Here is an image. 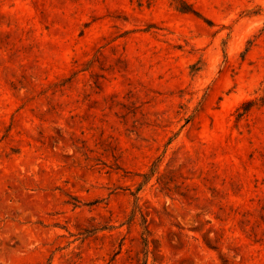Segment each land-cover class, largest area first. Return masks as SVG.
I'll return each mask as SVG.
<instances>
[{"label": "rangeland", "instance_id": "1", "mask_svg": "<svg viewBox=\"0 0 264 264\" xmlns=\"http://www.w3.org/2000/svg\"><path fill=\"white\" fill-rule=\"evenodd\" d=\"M181 1L0 0V264H264V0Z\"/></svg>", "mask_w": 264, "mask_h": 264}, {"label": "trees", "instance_id": "2", "mask_svg": "<svg viewBox=\"0 0 264 264\" xmlns=\"http://www.w3.org/2000/svg\"><path fill=\"white\" fill-rule=\"evenodd\" d=\"M176 2L177 8L181 13L193 14L196 15V11L190 4H187L181 0H174ZM264 105V94L256 101H246L244 102L240 108L237 110V119L241 118L245 115L253 106L255 105ZM148 175H145V178ZM138 212H140L139 207H137ZM142 224L144 226L141 243L143 246L142 254L143 257L138 259L140 264H148V260L151 257V264H162L163 257L160 251V244L157 239L152 237L151 230L149 228V224L145 218L142 219ZM179 264H185V261L180 262Z\"/></svg>", "mask_w": 264, "mask_h": 264}]
</instances>
